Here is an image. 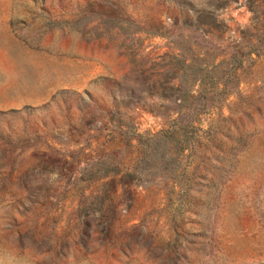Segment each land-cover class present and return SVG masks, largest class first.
<instances>
[{
  "label": "rangeland",
  "instance_id": "374dc122",
  "mask_svg": "<svg viewBox=\"0 0 264 264\" xmlns=\"http://www.w3.org/2000/svg\"><path fill=\"white\" fill-rule=\"evenodd\" d=\"M0 264H264V0H0Z\"/></svg>",
  "mask_w": 264,
  "mask_h": 264
}]
</instances>
